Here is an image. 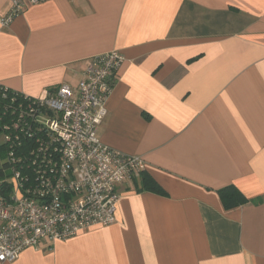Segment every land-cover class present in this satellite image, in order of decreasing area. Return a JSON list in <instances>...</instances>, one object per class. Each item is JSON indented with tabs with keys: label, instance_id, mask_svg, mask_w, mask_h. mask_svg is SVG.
<instances>
[{
	"label": "crops",
	"instance_id": "1",
	"mask_svg": "<svg viewBox=\"0 0 264 264\" xmlns=\"http://www.w3.org/2000/svg\"><path fill=\"white\" fill-rule=\"evenodd\" d=\"M112 51L98 138L164 194L130 177L113 224L0 264H264V0H46L0 24V86L43 98Z\"/></svg>",
	"mask_w": 264,
	"mask_h": 264
},
{
	"label": "built area",
	"instance_id": "2",
	"mask_svg": "<svg viewBox=\"0 0 264 264\" xmlns=\"http://www.w3.org/2000/svg\"><path fill=\"white\" fill-rule=\"evenodd\" d=\"M44 1L11 0L0 24ZM123 60L115 51L93 57L75 87L63 84L43 98L0 89V263L116 221L118 187L144 171L141 158L98 138Z\"/></svg>",
	"mask_w": 264,
	"mask_h": 264
},
{
	"label": "trees",
	"instance_id": "3",
	"mask_svg": "<svg viewBox=\"0 0 264 264\" xmlns=\"http://www.w3.org/2000/svg\"><path fill=\"white\" fill-rule=\"evenodd\" d=\"M2 88L3 87H1L0 89ZM2 91L6 92L8 96L14 95L13 91L9 89L6 90L2 89ZM0 105H1V100H0ZM0 116H1V111H0ZM1 127H2V121L0 120V135H1ZM5 154H6L5 146L1 144L0 160L5 157ZM139 175L141 176V183L139 189H137L138 192L149 191L159 195L164 194L163 190L148 175L144 174V171H142ZM218 193H219L220 201L223 207L226 209L242 206L248 203V200L234 186L225 187L221 189Z\"/></svg>",
	"mask_w": 264,
	"mask_h": 264
},
{
	"label": "rangeland",
	"instance_id": "4",
	"mask_svg": "<svg viewBox=\"0 0 264 264\" xmlns=\"http://www.w3.org/2000/svg\"><path fill=\"white\" fill-rule=\"evenodd\" d=\"M2 144V137L0 135V145ZM2 160V159H1ZM1 160H0V165H1Z\"/></svg>",
	"mask_w": 264,
	"mask_h": 264
}]
</instances>
